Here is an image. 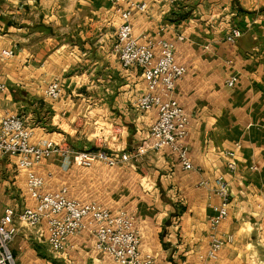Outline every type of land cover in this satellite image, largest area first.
Here are the masks:
<instances>
[{
  "label": "crops",
  "instance_id": "obj_1",
  "mask_svg": "<svg viewBox=\"0 0 264 264\" xmlns=\"http://www.w3.org/2000/svg\"><path fill=\"white\" fill-rule=\"evenodd\" d=\"M144 4L130 19L139 44H175V63L185 75L175 99L189 116L185 144L193 170H183L167 149L150 150L149 127L156 112H140L142 71L121 68L114 51L121 24L108 0H0V121L22 117L31 144L53 141L72 156H53L30 171L42 194L66 190L69 200L93 203L135 219L139 253L159 264H264V0H129ZM129 4L125 6L128 8ZM232 29L242 36L225 38ZM177 37H182L178 41ZM236 77L232 87L226 81ZM59 82L60 97H44ZM236 171L226 170V151ZM147 154L122 167L74 163V155L103 149ZM0 154V216L6 208L32 207L29 170ZM229 186V217L218 228L231 244L215 261H201L209 247V219L219 199L213 182ZM205 183V185H203ZM9 249L16 264H117L95 249L93 228L67 239L66 255L54 258L45 228L18 225Z\"/></svg>",
  "mask_w": 264,
  "mask_h": 264
},
{
  "label": "built area",
  "instance_id": "obj_2",
  "mask_svg": "<svg viewBox=\"0 0 264 264\" xmlns=\"http://www.w3.org/2000/svg\"><path fill=\"white\" fill-rule=\"evenodd\" d=\"M118 14L121 24L116 32L114 51L119 64L125 71L138 68L142 71L145 92L135 100L136 108L143 113L156 112V120L149 127L152 140L150 150L159 152L167 149L174 154L180 167L185 171L193 170L189 159V150L185 144L188 136L189 116L175 99L176 84L186 73L184 66L174 60L175 44L165 40L148 41L139 44L133 37L130 19L134 11H144L145 5L130 3L129 0H108ZM128 8H125L128 5ZM242 33L238 29L230 30L225 40L234 44ZM182 41V37H177ZM12 51H0V60L13 57ZM236 83V77L226 81L228 87ZM0 83V98L5 91ZM61 94L59 82L49 83L44 97L55 101ZM32 132L26 127L22 117L6 114L0 121V154L17 157L18 167L27 169L26 190L33 200L32 207L15 211L6 208L0 216V264H16L9 246L18 233V225L29 228L44 227L49 251L54 258L66 255L67 239L93 228L96 251L108 255L117 264H159L150 255L139 253V232L135 228V219L131 213L118 211L112 213L96 204H81L66 197V190L55 194H42L43 180L30 169L42 160L53 156H72L70 150L53 141L31 144ZM241 148L234 144V151H226V170L236 171L235 152ZM148 148L139 146L134 153L107 152L103 149L76 153L74 163L89 167L101 163L108 167H122L131 159H138L147 154ZM205 185V183H203ZM213 191L219 204L213 207V216L209 219V247L201 261H215L224 247L231 244V235L220 236L219 226L226 222L229 213V186L220 176L213 182Z\"/></svg>",
  "mask_w": 264,
  "mask_h": 264
}]
</instances>
